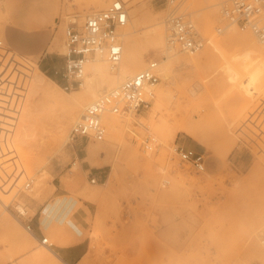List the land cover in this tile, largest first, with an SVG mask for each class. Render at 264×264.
<instances>
[{"label":"rangeland","instance_id":"obj_1","mask_svg":"<svg viewBox=\"0 0 264 264\" xmlns=\"http://www.w3.org/2000/svg\"><path fill=\"white\" fill-rule=\"evenodd\" d=\"M51 1L56 3L40 17L32 11L34 0H0V48L6 49L0 51V205H6L0 206V264H60L48 255L52 249L40 246L24 225L62 213L68 199L86 202L94 215L92 229L85 234L90 241L87 261L129 264L149 258L148 250L155 245L149 222L155 229L162 226L165 242H155L168 253L161 258L264 264V251L254 248L264 232V44L259 43L254 54L230 48L222 39L228 27L254 37L226 25L219 13L222 0L215 4L218 15L212 33L198 22L205 5L183 0L180 10L206 40L196 54L208 44L213 53L201 58L196 71L174 75L167 83L169 100L156 105L158 91L164 88L160 79L149 107L132 113L130 124L125 123L129 115H115L124 129L106 130L101 141L70 145L71 126L100 95L86 98L79 116L81 101L60 106L39 95L30 79L45 78L34 76L28 63L62 89L65 29L81 27L87 16L115 0ZM131 2L141 12L139 20L131 12ZM124 3L126 26L137 29L136 54L145 61L142 70L148 60L166 55L167 10L156 0ZM160 27L163 48L154 49L145 35ZM172 53L187 58L177 48ZM192 82L204 83L194 97L186 90ZM81 88L65 91V100L79 97ZM186 119L211 149L181 132L173 139L168 136ZM58 128L67 132L63 145L57 144ZM224 140H230V148ZM176 147L201 154L204 171L197 173L181 162ZM92 178L96 184L90 183ZM17 208L26 215L20 216ZM43 233L48 243L58 245L63 228L53 223Z\"/></svg>","mask_w":264,"mask_h":264},{"label":"built area","instance_id":"obj_2","mask_svg":"<svg viewBox=\"0 0 264 264\" xmlns=\"http://www.w3.org/2000/svg\"><path fill=\"white\" fill-rule=\"evenodd\" d=\"M156 1L167 10L166 50L169 52L177 48L186 54L198 53L206 40L198 32L189 15L180 10L183 0ZM220 14L227 26H234L241 32H249L258 43L264 44V0H222ZM127 23L125 3L115 0L105 10L87 16L81 27L69 25L65 29L64 65L59 73L64 91H72L82 85L86 65L94 60L97 53L103 55L112 69L118 66L123 52L120 31ZM215 30L221 33L223 29L218 27ZM157 69L158 60H148L141 71L88 106L71 126L67 142L70 145H83L90 141H101L106 134L102 122L105 113L129 115L148 108L160 82ZM145 148L151 149L149 145H145ZM175 152L180 161L189 164L195 172L204 171V159L201 154L182 147H176ZM30 183H27V187ZM90 183L96 184V179L92 178ZM24 227L32 233L29 221ZM39 240L47 248L52 247L46 237L42 236ZM258 244L264 250V232L259 234ZM58 261L60 264H67L60 259Z\"/></svg>","mask_w":264,"mask_h":264},{"label":"bare ground","instance_id":"obj_3","mask_svg":"<svg viewBox=\"0 0 264 264\" xmlns=\"http://www.w3.org/2000/svg\"><path fill=\"white\" fill-rule=\"evenodd\" d=\"M34 1L36 2V5L35 4L34 5L36 6L37 10L32 9V11L35 12L36 14H39L40 17L45 15L51 3L53 4L56 3V1L54 2L51 0H34ZM121 1L124 3L129 0H121ZM216 1L217 0H190V3H202L205 5L204 8L206 9V11L199 16L198 22L200 25H204V26L207 25L209 27L208 32L210 33H212L214 22L218 15V10L215 9ZM130 7H132L131 12L132 14H134L135 19L139 20L141 18L140 10L135 6L134 2H131ZM228 28L229 29H227L226 31V36L222 39L224 42H226L229 45L230 48L235 46L240 49H243L244 51H247L249 54H252V53L254 54L259 51V47H258L259 43L254 38H252L250 35H241L236 30H234L232 27L231 28L228 27ZM136 32H137V29H134L131 26H126V28L120 31L121 38H124L123 52H122L121 61L115 69H112L108 65V63L104 60V57L101 53L96 54L94 60L89 62L86 65V69H85L86 72H85V76L83 79V83L81 85L82 94L79 97L71 98L70 102L65 100L66 98L64 96V95L67 96L68 93H66L63 89H61L53 80L44 76L34 63H28V65L31 67V70L33 71L34 76L40 75L44 77L45 82L39 81L38 79L33 77L30 79V84L36 89V91L39 93V95L43 99H46L56 105L66 106V105L81 101L82 104L80 105V109L78 112V115L80 116V114L82 113V110L84 109V105L87 102L86 98L93 100L98 95H100L101 97L104 94L108 93L109 91L115 89L126 79L131 78L136 73L141 71V66L145 63V61L142 56L138 57L136 54V49L138 46V37L135 35ZM163 33L164 32L161 27L147 33L145 36H146V40L148 41L149 46L154 49L163 48V43H164ZM54 46L55 45H53V47ZM5 50L6 49L4 47L0 48V51H5ZM165 52H166V55L160 58V60L158 61L157 73L160 79L162 80V82L164 83V88L162 91H158V99L156 100V105H159V102H161L160 101L161 99L164 100V98H166L167 100H169L172 97L167 83L174 78V75L178 72H185L188 70L196 71L201 64V61H202L201 58L207 59L213 53V47H211L208 44L207 46L204 47V49L202 50V53L192 54V55L187 54V58H184V57L177 58L175 57L176 53H172V51L168 52L166 50ZM202 84L199 82H192L190 86L186 89L188 94L191 97H194L196 94H198L203 89ZM100 97L98 96L92 103H94ZM92 103L90 104L87 103L86 108L90 106ZM131 114H129V119H127L126 117V120H127L125 122L126 124H130L133 121V117ZM102 122L106 130H108L107 131L108 133H111L114 130L119 129V128L124 129V126H125L123 125L124 123L123 124L121 123V121L119 120L117 116L110 114V113H105L102 116ZM180 132L202 143L206 148L211 149L205 142H202V140L199 139V136L196 134V131H195V126L191 123L189 119L188 120L186 119L184 123H182L179 127L173 130L171 133H169L168 136L171 139H173L174 136H176V134ZM66 133H67L66 131L58 128L57 133H56L57 134L56 140H57L58 145L64 144V141H65L64 137L66 136ZM225 139H229V138L225 137ZM229 142L230 140L229 141L224 140L223 143L229 147ZM228 147H226L227 149L225 148L226 150H223L226 154L229 152L230 147L229 148ZM215 152L217 153L218 151L215 150ZM221 152L219 151V153ZM224 156L226 155L224 154L222 158ZM25 188H28L27 184L25 185ZM0 206L5 207L6 205L1 204ZM16 212L20 216L26 215V212L23 210V208H17ZM28 233L32 235V233L30 232ZM36 242H38V244L42 246V243L40 242V240H36ZM42 247H45V246H42ZM259 247L260 246L258 244V239H257V245H255L254 247L257 252H259ZM49 254L51 256L50 258H56L55 254H53L52 251H50L48 255ZM36 255L38 256V258H40V260H42L43 258L42 255H39L38 253H36Z\"/></svg>","mask_w":264,"mask_h":264},{"label":"crops","instance_id":"obj_4","mask_svg":"<svg viewBox=\"0 0 264 264\" xmlns=\"http://www.w3.org/2000/svg\"><path fill=\"white\" fill-rule=\"evenodd\" d=\"M42 59L40 60L41 63ZM105 185L103 183L101 186ZM80 203V205H79ZM64 211L59 213L58 211L50 216L43 217L42 221L40 217L31 220L32 235L36 240H39L44 236L43 231L48 230L50 226L55 223L58 227L63 228L62 237L59 239L58 245H52L51 249L57 259H60L67 264H88V263H100L95 260L87 261L85 257L90 250V241L85 234L90 233L93 225L94 215L90 209V206L86 202H75L68 199L64 203ZM60 214V215H59ZM147 228L154 230L150 235L153 245L148 250L149 258L129 262V264H205V262L191 259H175V258H161V255H166L165 250L160 244L156 245L155 241L165 242L161 232L162 226L159 224V229H155L154 225L148 222ZM173 255V252H170ZM102 264H115L114 261L107 262L101 261Z\"/></svg>","mask_w":264,"mask_h":264}]
</instances>
